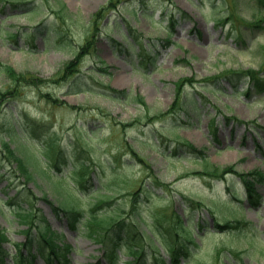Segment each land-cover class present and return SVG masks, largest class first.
Listing matches in <instances>:
<instances>
[{"label":"rangeland","instance_id":"rangeland-1","mask_svg":"<svg viewBox=\"0 0 264 264\" xmlns=\"http://www.w3.org/2000/svg\"><path fill=\"white\" fill-rule=\"evenodd\" d=\"M174 15L176 25L167 33L171 27L169 17ZM263 16L264 5L259 0H0V61L18 71H31L44 81L41 86H26L21 96L0 102V231L7 238L2 240L3 247L15 255L19 244L27 242L31 235L34 242L30 244L36 251L33 264H47L45 256L36 250L43 248L35 237L37 230L31 226L27 229L15 213L20 207L18 202H22L30 209L26 213L30 225L46 221L50 230L57 231L55 240L72 246L69 264H112L110 257L106 258L104 245L92 238L87 229L92 205L107 194L116 199L112 209L116 210L118 223H138L135 235L142 238L140 228L144 238L139 247L146 251L142 264H151L154 255L172 264L167 247L157 235L168 244L184 247L186 254L181 255V264H264V200L258 207L251 208L247 199L239 206L226 207L224 201H233L237 193L244 192L243 180L232 173L219 180L197 173L203 171L205 159L217 166L233 165L239 171L264 173V97L250 99L242 92H233L232 83L222 77L235 69L247 68L264 75V27L251 24ZM87 37L94 44L76 63L79 76L87 85L69 92L74 87L72 73L65 79L59 74L79 53L80 46L86 45ZM117 40L124 44L131 40L134 50L128 55L115 52L109 42ZM140 41L158 51L155 65L137 62L136 69L129 63L136 59L134 51H139ZM102 61L108 73L100 71ZM101 82L127 93L117 96L107 92ZM9 83L0 72V89ZM184 84L179 97L177 89ZM247 85L240 81L239 91ZM45 92L63 102H53L42 94ZM137 95L145 99V105L136 99ZM195 98L200 109L193 106ZM24 111L38 116L40 127L56 131V141L63 148H78L77 161L90 157V175L95 178L88 188L79 185L74 189L73 162L64 163L59 171L32 164L31 178L20 174L16 159L4 154L2 143L10 141L9 121L16 122ZM227 117L251 122L231 119L226 124ZM120 120L126 121L128 127ZM253 124L261 127L256 129ZM96 128L100 133L91 138L90 129ZM30 140L15 138L10 146L19 150L18 146L27 143L22 148L26 155L34 147L45 145L43 139L35 136ZM128 142L168 184L166 189L150 186L135 205L133 197L126 194L131 183H151L148 172L129 152ZM113 156L119 163L114 164L118 176L110 174L109 161ZM127 158L129 167L123 161ZM60 173L64 179L58 180ZM230 183L233 186L229 190ZM21 188L35 201L34 207H30L32 201L27 205L25 194L15 198ZM260 189L264 195V184ZM46 198L56 205L74 204L83 209L86 214L80 227L75 229L68 218L54 214L53 203ZM190 200L210 204L213 212L195 207L197 204ZM110 208L103 203L97 210L110 213ZM155 212L156 218L151 216ZM233 212L250 224L230 230L212 227L215 220L223 222ZM178 213H188L194 231L185 233ZM157 221H162V233ZM183 221L188 224L186 218ZM201 221L207 223L204 230L195 224ZM116 224L106 237L119 230ZM189 234L191 241L186 240ZM118 254L120 264L135 259L123 248H118ZM11 258L9 264H14Z\"/></svg>","mask_w":264,"mask_h":264},{"label":"trees","instance_id":"trees-1","mask_svg":"<svg viewBox=\"0 0 264 264\" xmlns=\"http://www.w3.org/2000/svg\"><path fill=\"white\" fill-rule=\"evenodd\" d=\"M264 2V0H261V2ZM170 21L172 22V26L174 24V17L171 16L170 17ZM264 21V17H262V19L256 21L258 26H262L264 27V25L262 24V22ZM52 34H57V33H52ZM60 37H62V35L60 34ZM92 39H88L87 43L85 45V47L82 49L81 53H84L87 49V47H91L92 46ZM114 46L116 49H120L122 50L124 48V45H122L121 42H117L114 43ZM92 48V47H91ZM142 53V54H141ZM140 62H145V63H151V64H155L158 60V55H156V53H154L151 49H145L144 46L141 47V49L139 50V52L137 53V55L141 56ZM79 59H75L72 60L70 62H68L65 65L64 71L61 74L62 79H65L66 77H69L70 73H72V75L70 76V78H73V86L71 87L69 90L74 89L75 91L78 89H84V85H86L85 83H83V79L82 77H80V73L77 71V61ZM76 69V72L74 73ZM0 72H2L4 74V76L6 78L9 79V84L7 86H5L4 88L0 89V102L2 100H9L10 98L13 97H17L20 96L22 94L21 91V87L23 85H31V86H40L42 85V83H44L43 79L39 76H37V74L31 73V72H19L16 71L15 67L12 65H9L3 61H0ZM226 76V78L230 81V83H232V86L234 88L233 92H237L239 91V82L240 81H245L246 83H248L247 87H245L243 92L246 96L253 98V97H258L261 96L264 92V75H262L261 73L255 72L254 70L247 68L246 70L240 69V70H234L232 72H227L225 75H223L222 77ZM75 80V83H74ZM239 80V81H238ZM192 83V82H190ZM110 87L109 85L107 86V88ZM185 87V84L182 87H178L177 89V96L180 97V95L183 92V89ZM115 91V90H114ZM116 93H123L125 94L124 91H115ZM44 95H46L50 100H52L53 102H63L62 100H60L57 97H54L50 92H45ZM136 99L140 102L143 103L144 105L145 103V99L140 96L137 95ZM193 101V106L197 109H200L201 107L199 106V100L198 99H194ZM107 113V112H105ZM24 119L21 120H17L18 123H14L10 124L11 126L8 128V133L12 136H26L27 138L31 137V136H37L39 139L42 138H48L46 140V146L44 147H36L38 150V153L36 152H27L26 153V158H23L21 156L22 152H24V150L19 149L18 151H16L17 149H13L10 146V142L9 141H4L3 147L6 154L8 156H11L14 158V160L16 159V163H17V167H19V171L22 175H24V177L27 178H31L32 173L34 172L31 168V165H37L36 163L38 161H40L42 158L43 159H48L49 161H52L51 164H54V166L56 167H60V164L66 163V162H73L75 165V168L72 169V174H73V178L75 180V185H80L83 186L84 188H88L91 182V179L94 180L95 176L94 175H90L91 171L93 169V165L91 164V160L90 157H88L87 159L83 160H79L77 161L76 159L79 157V149H67V148H63L62 144H60V142H56V132L55 131H47L45 130V127H40L38 126V123H32L29 121V116L27 113L22 112ZM109 114V113H107ZM226 121H229L233 118L231 117H227L225 118ZM236 121H242L245 122L246 124L250 123L251 121H243L240 120L239 118H235ZM122 123L123 126L128 127L126 125L127 122L124 121H120ZM92 128H94V123H91ZM254 125V124H253ZM254 127L256 129H258L259 127H261L260 125H254ZM264 130V128H263ZM90 131L92 132V135L90 136L92 138V136L95 134H97L98 132L95 129H90ZM85 133L89 134V132ZM216 139L218 138L216 133L214 134ZM30 140V138H29ZM80 140V139H79ZM31 141V140H30ZM185 144L192 150H196L194 149L193 144L189 143V142H185ZM128 146H129V152L133 153V156L143 165V167L145 168L146 172H148V177H150V185H146L145 183H131L132 186L127 190L126 194L131 195L133 197V205H135V203L138 201V198L140 196V194H145L149 191L150 186H158V187H162L165 188L167 187V183H165L158 175L157 172H155V170L153 169L152 164L146 160V158L144 156H141L140 151H138L135 146L133 144H130L128 142ZM202 157H205V154L200 151ZM74 158V159H73ZM117 158L115 156H113L111 158V160L109 161L111 167V176H118L119 173H117L116 171V167L114 166V164L119 165V163L116 161ZM129 160V158H127L124 161V165L126 167H129V162H127ZM36 162V163H35ZM205 167L203 169V171H197L198 174H203L204 176H206L207 178L210 179H219V178H223V177H227L229 173H232L233 175L237 176L239 179L243 180L244 183V189H246V194H247V198L249 200V203L251 204V206H257L260 205V203L262 202V197H263V192L262 189H260V185L264 184V173L262 171L259 170H253L250 172H243V171H239L237 170V168H235L233 165H229V166H217L214 165L213 163L209 162L208 160L205 159ZM113 164V165H112ZM31 168V169H30ZM32 170L31 176H30V171ZM195 173V174H197ZM92 180V181H93ZM234 181V179H233ZM89 183V184H88ZM143 184V185H142ZM232 184L230 183V185H228V189L230 190L232 188ZM101 188L98 187V190H100ZM108 189V188H107ZM237 193V192H236ZM23 194H25V196L23 197V199L28 203H30V201H32L31 198L27 197L25 190H20L17 192V195L15 196V198L22 196ZM237 199H240L242 196V192L237 193L236 194ZM105 196L107 197H102V199H99L98 201H96V203L92 206L91 208V213L89 215H87V217L90 218V220H87V229L89 230L88 233L89 235L93 238H96L97 241L101 242L104 246L103 249L106 252V257L111 260L112 264H120V257L118 254V248H123L125 249V251L127 250L128 252L131 253L132 256H134V261H126L125 264H142V261L144 260V256L146 254V251H144V249L141 247H139L140 241L142 240V238H144L141 229L139 228V234L142 237L139 240V237L137 236V234L135 235V230L136 227L138 225V223L136 221L132 222V225L130 223H127L126 220L122 221L121 223H118V216L116 210L112 209V204L114 202V200L116 201L115 197H111L107 194H105ZM46 197V196H45ZM47 200V198H46ZM191 202L197 204L195 205V207L197 208H203L206 207L208 209V211H211V205L209 204V206L207 204H205L204 202L198 200V201H193L190 200ZM240 201V200H239ZM49 202L53 203L52 204V208L54 213L61 217L62 214H64L65 217L69 218L70 221V225L71 227L77 228L78 224L80 226L79 221L82 220L83 215H85L84 210L78 209V207H76L74 204L71 205H55L54 202L50 201ZM33 202L32 201V205L33 206ZM103 203L109 204L111 206L110 209L111 212H106L109 210H105V212H99L97 209L100 208V205H102ZM18 204L20 205V207H18V214L20 216V220L23 221L24 223H26L28 225V228L30 227L29 224V220H28V214L30 209H26L25 207H23V203L22 202H18ZM226 206H235L237 205L235 202L232 201H225L224 203ZM35 205V204H34ZM187 210V209H186ZM186 212V211H185ZM155 215H151L153 217H158L156 212L154 213ZM236 215V214H235ZM178 217H180L179 223L182 224V226L184 227L183 229L185 230V232H189V230H191V222L192 219L189 218L188 219V224H185L183 221V216L178 213L177 215ZM118 223V224H116ZM202 223V221H201ZM215 224L213 226H215L216 228L222 229V230H227L232 227H235V229H240L242 227V225H249L250 221L245 220V218H240V217H232L229 220H227L226 222H219V221H215ZM114 224H116V226H119V230L115 231L114 234L110 235L108 234L106 237V234L109 232V229L112 228L111 226H114ZM159 224V225H158ZM175 226L176 224L173 223ZM34 225V223H33ZM157 229H159L162 225V221H157ZM161 225V226H160ZM201 228L202 230H204V226L203 224ZM36 226V227H35ZM35 228L38 230V234L35 235L36 238H38L37 240H39V244H41V249H36L38 250V252H40V254L42 253L45 256V261L47 262V264H69L70 261H68V254L71 251L72 246L69 244H65V243H59L57 240L54 239V235H55V231H53L51 233L50 227L47 225L46 221H39L38 223H35ZM190 227V228H189ZM156 228V227H155ZM104 234H102V231H104ZM159 231L162 233V228L159 229ZM40 236V238H39ZM189 236V235H188ZM191 238V236H189ZM189 237H187V240H190ZM102 238V239H101ZM7 238H5V236L2 234V232L0 231V264H6L7 258L9 256H12L14 263L15 264H33V260L36 256V251L33 252L32 250V246L31 244L34 242L33 237H29V240H27V242H24L22 244H19V253L13 255L10 253V251L8 252L4 247H3V242L2 240H6ZM109 241V242H107ZM35 240V241H37ZM154 240L152 239V242L154 244ZM43 243H41V242ZM160 241H165L164 237L160 236ZM193 242V241H192ZM31 243V244H30ZM163 243V242H162ZM166 247H167V251L168 253H170V255L172 256V262L174 264H181L180 263V258L182 254H186V251H184V247H178V246H173L171 244L166 243V241L163 243ZM185 246V244L183 245ZM23 247L28 248V251L24 252ZM156 251L157 248L155 246ZM109 256V257H108ZM155 258H153L151 264H167V260L162 257V256H157L154 255Z\"/></svg>","mask_w":264,"mask_h":264},{"label":"bare ground","instance_id":"bare-ground-1","mask_svg":"<svg viewBox=\"0 0 264 264\" xmlns=\"http://www.w3.org/2000/svg\"><path fill=\"white\" fill-rule=\"evenodd\" d=\"M62 165V164H61ZM35 202V201H34ZM35 203H33V205H34ZM198 224L200 223V222H197Z\"/></svg>","mask_w":264,"mask_h":264}]
</instances>
